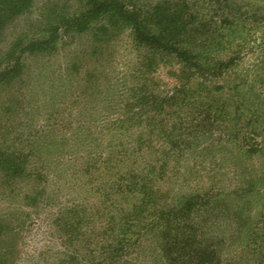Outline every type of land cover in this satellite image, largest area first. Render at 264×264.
<instances>
[{"label":"rangeland","instance_id":"obj_1","mask_svg":"<svg viewBox=\"0 0 264 264\" xmlns=\"http://www.w3.org/2000/svg\"><path fill=\"white\" fill-rule=\"evenodd\" d=\"M136 1L146 10L157 0ZM88 2L36 0L31 13L20 16L10 31L15 37L24 34L29 22L40 28L69 13L81 16ZM124 2L128 8L136 4ZM227 2L230 74L223 82L215 81L222 82L217 85L223 102L217 112L224 110V118L216 121L213 137L207 139L213 142L210 152L185 156L178 170L176 160L168 159L165 193L152 204L176 208L189 197L212 194L217 206L207 209L201 237L207 244L228 241L217 245L224 256L230 257L229 246L239 251L240 259L247 260L240 264H264V0ZM41 10L44 17L50 14L43 22L37 21ZM101 27H110L109 33L100 35ZM132 27L121 18L105 17L84 29L65 30L68 37L58 48L31 47L36 52L26 54L19 69L0 78V154H11L8 160L0 157V264H87L108 247L101 241L103 226L115 233L116 225L107 226L89 211L101 200L97 188L107 189L98 177L112 168L103 160L109 154L121 157L125 149L132 152L135 137L147 129V122L135 124L142 111L139 97L164 95L178 81L168 65L156 71L149 67L148 55L143 57L132 38ZM50 35L41 32L39 37ZM221 124L228 126V141L218 128ZM7 126L14 127L10 136ZM206 127L208 122L200 123ZM121 136L126 145L112 148ZM192 140L188 136L182 142ZM83 203L89 215L81 212L83 221L76 227L80 232L70 233L68 241L73 211ZM154 246L151 240L133 245L131 260L145 250L138 264H164Z\"/></svg>","mask_w":264,"mask_h":264},{"label":"trees","instance_id":"obj_2","mask_svg":"<svg viewBox=\"0 0 264 264\" xmlns=\"http://www.w3.org/2000/svg\"><path fill=\"white\" fill-rule=\"evenodd\" d=\"M35 1L0 0V78L19 69L26 54L36 52L31 47L58 48L68 37L65 30L71 33L72 28L84 29L91 22L98 24L105 17L107 20L115 17L133 23L132 38L141 46L143 57L148 55L149 67L154 66L156 71L168 65L170 75L178 79L164 95L149 93L139 97L142 111L135 124L147 122V129H141L140 135L135 137L132 152L125 149L121 157L109 154L103 160L112 168L107 170L106 176L98 177L99 185L103 184L107 189L97 188L102 193L101 200L98 205L94 203L96 208L88 210L94 212V217L104 219L107 226L115 224L113 228L117 230L114 233L112 228L103 226L105 236L101 241H105L108 247L104 254V246L101 248L102 256L97 261L93 259L87 264H138L140 257L145 258V250L136 252L133 261L130 249L133 248L134 253L133 245L139 244L140 247L143 240L156 244L154 248L164 264L247 263V260L240 259L241 253L231 250L230 246V257L228 254L224 256L223 248L217 244L226 245L228 241L223 239L213 243L210 240L207 244L206 237H201L200 232L205 230L203 218L209 212L207 209L216 208L218 202L212 199L211 193L210 196L202 194L184 199L176 208L168 203L159 205L158 201L156 208L152 204L165 193L162 185L169 178L168 159H175L174 168L181 169V159L185 156L193 158L210 152L213 142L207 139L213 137L216 121L224 118V110L217 112L220 110L217 105L223 103L219 100L220 88L217 85L230 74V4L227 0H157L146 10L136 0L131 8L124 0H89L86 12L81 16L69 13L54 23L39 24L40 28L29 22L24 34H15L14 37L10 27L20 16L31 13ZM50 12L57 13V10ZM46 15L41 10L37 21L43 22L50 14L44 17ZM110 27H101L100 35L109 33ZM47 31L51 35L46 39L39 37L41 32ZM226 43L229 44L228 49ZM142 90L145 91L144 88ZM158 106L167 109L163 113ZM143 113L147 114L145 119ZM201 122H208L210 127L200 128ZM227 127L218 125L223 138L228 141L225 135ZM7 129L10 136L14 127L7 126ZM188 136L193 140L183 143L182 140ZM171 137L178 140H168ZM7 138L4 137L3 141ZM123 138L121 136L119 143L112 148L126 145ZM175 150L178 156L174 154ZM0 157L8 160L11 154H0ZM112 162L114 165L110 164ZM114 169L118 171L112 174ZM154 194L158 196L152 200L150 195ZM86 206L83 203L80 209L73 211L76 216L69 223L72 230L68 241L80 232L76 227L83 221L81 212L89 215ZM107 231L111 234L106 235ZM112 243L116 244L115 247Z\"/></svg>","mask_w":264,"mask_h":264}]
</instances>
